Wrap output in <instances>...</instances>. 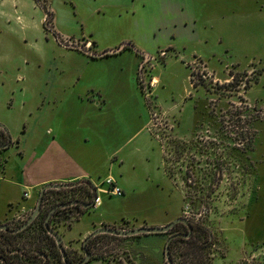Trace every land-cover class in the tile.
Here are the masks:
<instances>
[{
  "label": "rangeland",
  "instance_id": "rangeland-1",
  "mask_svg": "<svg viewBox=\"0 0 264 264\" xmlns=\"http://www.w3.org/2000/svg\"><path fill=\"white\" fill-rule=\"evenodd\" d=\"M69 1L73 5L67 3ZM99 2L100 7L102 2L105 7L115 3L121 9L117 11L121 12V18L117 13L107 11L102 17L94 13L96 17L90 19L86 17L89 15L85 10L87 4L82 0H51V29H46L44 23L47 17L32 0H0V122L8 125L3 126L19 147L5 153L6 164L3 161L5 168L0 169V174H4L3 169L15 166L16 174L21 175V168L31 160L33 141L43 135L37 117L46 119V109L53 98L65 100L69 97V91H64L62 86L75 66L78 71L79 67L77 58L74 59L78 52L69 50L67 46L84 36L95 44L94 51L101 53L118 43L117 48L122 44L119 40L126 34L131 40L127 42L138 53L145 54L148 61L141 58L135 68L133 82L124 86L122 94L108 91L105 95L111 103L116 98L119 103L124 97L132 104L120 111L128 116L132 114L133 120L126 125L119 122L113 126H116L115 131L118 130L116 137L120 142L125 136L133 141L129 147H136L134 156L130 158L122 159V155H117L125 162L123 169L127 171L128 181L132 182L134 188L124 197L112 198L111 203L117 205L115 210L127 214L129 220L138 223L148 218L146 215L150 212L156 213L157 210L162 213L164 209L168 216H179L185 209L184 217H192L197 205L185 199L186 189L182 178L177 175L170 179L164 172L163 159L171 150L165 135L169 128L173 129L176 138L197 144V152L190 154L193 155L194 164L199 163L196 166L199 177L209 169L211 173L215 172L212 163L219 156L223 157L221 163H225L218 170L222 182L219 186L215 183L212 186L218 196L214 203L217 210L207 214L204 220L205 227L213 232L216 239L211 254L219 260L226 250L225 264H264V0ZM90 5L88 11L97 8V4ZM122 9L129 11L124 13ZM83 18H86L84 23ZM124 64L125 58H108L96 62L87 72L104 71L107 77L112 69L122 77L127 69ZM110 65L113 67L109 68ZM121 67L123 71H119ZM229 73H232L236 84L231 93L219 86L225 80L228 81L226 83L232 82ZM202 75L207 76L208 92L191 85V80H201ZM106 77L102 81L104 89L109 86ZM245 105L250 111H256L252 112L251 119L243 118L254 137L253 153L239 157L233 152L225 155L226 151H222V148L218 150L213 142L211 147L213 138L216 145L227 146L229 138L218 135L222 126L219 119L225 118L226 128L223 127V130L230 137V116L226 112ZM199 124L204 125L199 127ZM14 152H18L19 156L12 155ZM106 158L103 152L96 149L89 159L93 163L91 167L95 165L90 182L101 192L108 187L103 184L107 177H118L117 162ZM246 160H250L248 162L252 167H248ZM41 165L46 166V162L41 161ZM112 187L115 186L112 184L109 190ZM63 195L52 194L51 203L63 198ZM123 199L126 200L125 207L120 203ZM3 207L7 213H13L17 208L16 203ZM30 214L5 225L17 228ZM93 214L94 209L90 211V216H84L74 224L67 238L81 239L86 232L84 228L92 227ZM75 218L73 215L71 219L51 227L62 239L63 231ZM136 227L122 226L121 229ZM35 228L33 226L30 233L39 236L33 232ZM41 240L31 243L22 238L17 243L12 242V252L21 264H43L36 259L41 251L52 264L55 261L52 247ZM142 240L146 241L144 238ZM100 243L99 252L102 251L109 264H128L119 241L104 240ZM63 247L83 255L80 245L75 248L64 244ZM16 249L23 251L22 256L17 254ZM136 251L148 258L147 263L154 261L155 251L149 246ZM250 253H256L258 257L252 258ZM139 255L135 256L137 260L130 259L132 264H139L144 259H139Z\"/></svg>",
  "mask_w": 264,
  "mask_h": 264
},
{
  "label": "crops",
  "instance_id": "crops-1",
  "mask_svg": "<svg viewBox=\"0 0 264 264\" xmlns=\"http://www.w3.org/2000/svg\"><path fill=\"white\" fill-rule=\"evenodd\" d=\"M32 1L38 5L36 1ZM82 1L87 4V6L84 5L86 12L89 13V15L86 16L87 18L94 19L96 16H105L107 11H111L113 14L117 13L116 15L120 18L122 16L121 12H117L121 9L118 8L115 3H111L105 7L104 2H102L100 7L99 0ZM130 1L134 2V0ZM49 3L51 5V0ZM67 3L72 4L70 1ZM90 3L97 4V8L93 6L94 8L88 11L89 6H91ZM75 4L77 5L78 3ZM51 10L52 9H50V11ZM122 10H124V13H128L129 11L127 9ZM164 10L167 11V9ZM94 13L96 16H93ZM85 21L86 18H83L82 23ZM129 38L130 37L125 34V36L121 37L119 42L131 41ZM78 41L84 42L87 46L93 45V43L84 36L79 38L76 42ZM117 45L118 43L115 47ZM94 46L92 47L93 51ZM115 47H112V49H116ZM76 54L77 55H74V59L77 58L79 71L77 70V66H75V70L70 74L69 78L64 81L62 86L64 91H69V97H66L65 100L53 98V101L49 102L48 108L46 109V119L44 120L43 118L37 117L39 120L38 126H42L41 131L43 135L36 137L33 141L30 155L31 160L26 162L25 166L21 168L19 172L21 174L20 176L16 174L18 171L15 166L11 169H3L4 174H0V224H5L17 217H26L28 214L32 213L39 192L44 185L71 184L81 180L90 182L93 177V166L95 165L91 167L93 163H91L89 159L96 149H99L100 153L103 152L107 160H114V162L116 161L118 164V177L114 178L111 175L106 178L103 184L107 180H110L115 187L122 191V197H124L126 193L133 191L134 186L131 181H128L129 175L127 171L123 169L125 162L122 161V159L134 156L136 147L134 145L133 147H129V144L133 141H130V138L125 136L121 138L122 140L120 142L119 138L116 137L118 135V130H114V127H116L119 122L121 125H126L127 122L133 120L132 114L128 116L126 113L120 111L131 107L132 104L124 97L120 99V101L123 100L124 102L120 103L119 101L118 103L116 98V100L111 103V100L106 99L105 95H107L106 92L108 91V93L116 95H118V93L122 94L124 86L133 82L135 68L140 64L139 61L141 59L132 51L128 50L117 55L100 59H90L86 55L80 53ZM108 58H125L124 66H126L127 69L122 77L118 76L112 69L108 72L107 77L104 71L95 72V70H93L87 72V69L93 68L96 62ZM112 67L113 65L109 66V68ZM123 67H121L119 71H123ZM105 77L109 84L106 89H104L102 84ZM122 82L124 85L121 90ZM223 82L228 81L225 80ZM80 90L83 92L81 93ZM94 98L96 100H94ZM37 110L38 116L39 109L37 108ZM0 123L2 126H8L4 122ZM113 124H116V126H113ZM117 129L119 128L117 127ZM11 141L13 142L12 139ZM18 148L17 143L16 150H18ZM9 149L15 148L11 147ZM8 150L1 152L0 159H2V162L5 161V153ZM118 154L122 155V159L117 157ZM12 155L15 157L19 156L18 152H14ZM21 158L23 157H20V159ZM41 161H45L46 166L41 165ZM93 187L96 190V197L100 200L99 205L93 206L87 213L81 215L78 220L74 221L70 228L63 231L61 236L63 245H72L76 248V246L80 245L84 237L86 238L90 233L101 227H119L124 222L127 223V226L139 227L146 225L149 227H162L182 215L181 212L179 216H168L165 209L162 213L156 210V213L150 212L146 215L148 218H144L141 223H138L136 220H129L128 217L130 216H126L127 214L115 210V206L117 205L111 203L112 198L115 196L109 193V187L106 188L105 192L99 191L95 186ZM120 201L122 206L125 207L126 200L123 199ZM15 203L17 206L16 210L13 213H7L8 211L5 210L3 205L7 207V205ZM92 209H94L93 221L91 220L92 227L90 229V226L88 228L85 227L84 230H86V232L79 240L67 238V233L70 232L72 226L78 223L84 216H90V211ZM142 238L146 241H143ZM165 242L166 238L163 236H146L136 239H127L121 242V247L132 261L137 260V257H135L136 254H140L138 257L139 259L144 257L139 264H164L163 248ZM146 246H149L155 251L153 252L154 261L152 260L150 263H147L148 258L145 259L144 255L136 251L145 250ZM250 255H252V258L255 256V258L258 257L256 253H250ZM101 263L105 264L102 261H91L88 264Z\"/></svg>",
  "mask_w": 264,
  "mask_h": 264
},
{
  "label": "trees",
  "instance_id": "trees-1",
  "mask_svg": "<svg viewBox=\"0 0 264 264\" xmlns=\"http://www.w3.org/2000/svg\"><path fill=\"white\" fill-rule=\"evenodd\" d=\"M51 21L52 15L51 13L47 12V18L44 23V27L46 29H51V27H49ZM229 75L231 76L232 82L227 86H223V88H225V90L227 89L229 92H232V89L234 88V86H236V84L234 83L232 73H229ZM191 85L193 86V88H196V82L191 80ZM252 112L256 113L255 109H252V111H250V109L246 108L245 106H243V108L237 109L234 107L232 110H228L226 114L230 116L228 121L231 124V129L230 131H228L231 134H228L231 136L227 137L226 132H224L223 130L224 128H226L224 121L225 118L219 119V123L222 126H220L219 128L218 134L222 137L224 136V138L226 139L229 138V142L227 143V146H223V144L216 145V139L213 138L211 140V147L213 142L218 150L219 148H222V151H226L225 155H227V152L236 153L238 156L241 154H252L254 137L250 130L246 127L247 122L243 121L244 117L251 119ZM209 116L213 117L212 114H210ZM168 136L166 137L170 145L167 146H170L171 150H169L168 155H166L163 159L164 172L170 179L179 175L185 185V199L190 201L191 204L195 203V205H197V209L194 210V213L191 215L192 217L188 219V222L192 227V236L186 240L177 238L170 242V260L172 264H212L213 253L211 254V249L216 244V239L214 238L213 232L205 227L204 220L206 219L207 214L217 210L214 206V203L216 202L218 196L215 195V190L212 186L214 183L219 186V184L222 182V175L218 173V170L225 166V163H221L223 161V157L219 156L217 161L213 163V168H215L214 173L208 171L204 175L202 174V176L199 177L198 175H196V167L192 163L193 155L190 154L191 152H197L195 150L197 148V144L193 143L194 141L186 142L185 140L170 138ZM6 139V131L0 125V143L6 142ZM1 152L3 151L0 150V154ZM1 160L2 159H0V169H2L4 166ZM246 161L248 162L250 160ZM248 167H252L249 162ZM190 178H192V180H190ZM92 189L93 185L89 181L81 180L76 183L69 184L64 189L46 190L42 198L40 213L27 228L16 234L0 232V264H21L20 260L17 259L16 254H13L14 252H12L11 243H17L22 238H24V240H30L31 243L42 242L41 239L47 241L54 252L53 260L55 261H53L52 264H54V262L55 264H64L62 261L61 253L59 252L54 239L48 235L45 226L47 225L50 230L56 233L51 227L53 224L55 225L60 221L64 222L69 218L71 219L73 215H75L76 218L74 219V221H76L81 215L87 213L88 210L92 207L84 209L82 205H88L94 201V197L96 198V193L92 192ZM216 189L218 190V187ZM61 193L64 194L63 198L51 203L50 196L52 194L59 195ZM71 203L76 204L72 205ZM60 205H65V207L58 208L46 222L47 216L51 209ZM198 215L199 217L196 218V216ZM72 223H69L67 228H70ZM33 226L36 227L33 232H36V234L39 236H36L35 233H33V235L32 233H30V230ZM121 226H127V223L124 222L121 224ZM19 227L9 228L8 225V229L10 230L18 229ZM180 232L186 233V227L184 225L178 224L173 227L170 233L176 234ZM133 238L134 237L119 238L109 235H98L91 238L86 243L84 249L86 250V252L91 254L90 261H102L105 264H109L108 261H106V258L103 256L102 251L99 252V250L101 249L100 241L111 240L123 242L127 239ZM64 251L66 254V262H68L69 264H80L83 258L80 253H77L75 251H68L67 249H64ZM16 252L17 254H20V256H22L23 254V251H21V249H16ZM37 254V260L42 261L43 264H51L48 260V256L44 252L40 251ZM124 254L126 257V262L128 264H132L126 252H124ZM28 263H30V259H28ZM119 264L121 263L119 262Z\"/></svg>",
  "mask_w": 264,
  "mask_h": 264
},
{
  "label": "water",
  "instance_id": "water-1",
  "mask_svg": "<svg viewBox=\"0 0 264 264\" xmlns=\"http://www.w3.org/2000/svg\"><path fill=\"white\" fill-rule=\"evenodd\" d=\"M125 48H128L130 50H132L133 52L136 53V50L134 49V47L125 42L122 43L121 45H119L118 48L116 49H110V50H106L103 51L101 53H97V54H92V53H88L86 51H84V53L86 55H88L91 58H95V59H100L103 57H108V56H113V55H117L119 53H121ZM146 60H148V57L144 56ZM9 147V143L6 145H0V150L3 149H7ZM69 184H47L44 185L38 195L37 201H36V205L32 211V213L30 214L29 218L27 219V221L21 225L18 229L15 230H8L7 225L5 224H1L0 225V232H6V233H11V234H16L22 230H24L25 228H27L38 216V214L40 213L41 210V204H42V198L43 195L45 193L46 190H60V189H64L68 186ZM92 192H96L95 188L93 187ZM95 200V197H94ZM72 205L76 204V203H71ZM65 205H60L58 207H54L53 209H51V211L49 212L46 222L49 220L50 216L58 209V208H64ZM82 207L84 209H88L93 207V202H91L88 205H82ZM176 224H183L187 227L188 229V233L186 235H172L169 237V239L166 242L165 245V259L167 261V264H172L170 261V257H169V243L171 242V240L175 239V238H184L187 239L190 237L191 235V227L189 225V223L184 220V219H177L171 223H169L168 225L164 226V227H138V228H133V229H129V230H117V229H111L108 227H102L100 229L95 230L94 232H92L88 237H86L83 241H82V246H85V244L87 243V241H89L91 238L97 236V235H110V236H115V237H121V238H130V237H136V236H141V235H154V234H163V233H167L169 232ZM46 227V231L48 233L49 236H51L54 241L55 244L59 250V252L61 253L62 256V261L64 264H69L68 262H66V254L64 252V248L62 245V239L56 234L54 233L52 230H50L47 225ZM84 254L85 257L84 259L81 261L80 264H84L86 262H88L91 258V255L89 253H87L84 250Z\"/></svg>",
  "mask_w": 264,
  "mask_h": 264
},
{
  "label": "flooded vegetation",
  "instance_id": "flooded-vegetation-1",
  "mask_svg": "<svg viewBox=\"0 0 264 264\" xmlns=\"http://www.w3.org/2000/svg\"><path fill=\"white\" fill-rule=\"evenodd\" d=\"M34 1H36V3L43 9V11H44V13H45V15H46V17H47V12L48 13H51V11H50V9H49V1L50 0H34ZM51 15H52V13H51ZM123 43H125V42H123ZM127 43H129V44H131L130 42H127ZM77 45H80V46H77ZM90 47H91V49H90ZM92 47H93V45H91V46H87L84 42H81V41H78V42H72L70 45H68L67 46V48L69 49V50H73V51H75V52H78V53H80V54H83V55H86L85 53H84V51H86V52H88V53H92V54H97L95 51H93L92 50ZM119 47V46H118ZM117 47V48H118ZM134 47V46H133ZM132 51V50H130V49H128V48H125L122 52H124V51ZM94 52V53H93ZM121 52V53H122ZM133 52V51H132ZM136 56H138L140 59L141 58H143V59H145V54H140V53H138V51H136V53L135 52H133ZM88 58H90V59H95V58H91V57H89L88 55H86ZM109 57V56H108ZM146 60V59H145ZM148 60H146V62H147ZM202 77L203 78H201V80H198V81H196V88L198 89L199 87H201V88H203L204 90H206L207 91V89L209 88V86L207 85V83L205 82L206 81V79H207V76L206 75H202ZM200 81V82H199ZM231 82V81H230ZM229 82V83H230ZM229 83H224L223 85H219V86H222V88H223V86H227ZM212 84V82L210 83V85ZM217 86V88L220 90L221 89V87H218V85H216ZM224 90H225V88H223ZM226 92H228L229 93V91L226 89L225 90ZM208 92V91H207ZM231 93V92H230ZM245 107L246 108H248V109H250L249 107H247L246 105H245ZM200 126L199 127H202L204 124H199ZM2 126V125H1ZM4 129H5V131H6V135H7V139H6V142H4V143H0V145H6V144H8L9 143V147L7 148V149H3L2 151H6V150H8L9 148H11V147H13V148H16L17 147V143L18 142H12L11 141V139H10V136H9V134H8V131L6 130V128L4 127V126H2ZM220 128V127H219ZM169 135V136H168ZM219 135V134H218ZM166 136H168V137H170V138H176L175 136H173V129H168V133L165 135V139H167V137ZM171 136H173V137H171ZM220 136V135H219ZM195 138H197L198 137V135L197 134H195V136H194ZM177 139H180V138H177ZM180 140H184V139H180ZM194 140H196V139H194ZM186 141V140H185ZM193 163V165H195V167L196 166H199L198 164L199 163H197V165L196 164H194V162H192ZM214 163V162H213ZM213 163H212V165H213ZM208 165V164H207ZM213 167H214V165H213ZM212 167V168H213ZM196 170H197V168H196ZM208 171H211V169H209ZM207 171V172H208ZM122 196V195H121ZM185 209H183L182 210V215H181V217H179V218H177V219H184V220H186L187 222H188V219L190 218V217H184L185 215H184V211ZM27 217V216H26ZM23 219L24 217H17L16 219ZM177 219H175V220H177ZM175 220H173V221H175ZM27 221V220H26ZM25 221V222H26ZM173 221H171V222H173ZM11 222V221H10ZM24 222V223H25ZM170 222V223H171ZM23 223V224H24ZM189 223V222H188ZM6 224V223H5ZM22 224V225H23ZM169 224V223H168ZM167 224V225H168ZM1 225V224H0ZM176 225H178V224H176ZM181 225H183V224H181ZM189 225H190V223H189ZM166 226V225H165ZM185 226V225H184ZM139 227H149V226H146V225H142V226H139ZM162 227H164V226H162ZM186 227V226H185ZM190 227H191V225H190ZM7 228H8V226H7ZM102 228V227H101ZM108 228H111V229H117V230H122L121 228H122V226L120 225L119 227H108ZM136 228H138V227H136ZM159 228V227H158ZM100 229V228H99ZM131 229H133V228H131ZM173 229V228H172ZM172 229L169 231V232H167V233H163V234H154V235H141V236H136V237H134L133 239H136V238H140V237H146V236H163V237H165L166 238V242H167V240L169 239V237L170 236H172V235H176V234H178V235H186L187 233H188V229H187V227H186V233L185 232H180V233H176V234H171L170 232L172 231ZM191 229H192V227H191ZM8 230H10V229H8ZM15 230V229H14ZM97 230V229H96ZM129 230V229H128ZM94 232V231H93ZM6 233V232H5ZM91 234V233H90ZM89 234V235H90ZM88 235V236H89ZM168 235V236H167ZM87 236V237H88ZM98 236V235H97ZM110 236V235H109ZM192 236V231H191V235H190V237ZM189 237V238H190ZM119 238H121V237H119ZM178 238H180V237H178ZM189 238H187V239H189ZM175 239H177V238H175ZM181 239H184V238H181ZM84 240V239H83ZM82 240V241H83ZM174 240V239H173ZM186 240V239H185ZM172 241V240H171ZM224 241V240H223ZM88 242V241H87ZM166 242H165V244H164V248H163V261H164V264H167V261H166V259H165V245H166ZM120 244H121V242H120ZM170 244V243H169ZM225 244V243H224ZM62 245H63V243H62ZM86 245V244H85ZM80 246H81V250H82V253H83V258H82V260L84 259V257H85V254H84V247L85 246H82V242L80 243ZM226 247V246H225ZM64 248V247H63ZM86 251V250H85ZM65 252V251H64ZM123 252H125L124 250H123ZM88 253V252H87ZM224 253H226V250H225V252ZM90 254V253H89ZM91 255V254H90ZM250 255V254H249ZM129 257V256H128ZM169 257H170V255H169ZM91 259V258H90ZM224 259H225V254H224V256L221 258V259H217L214 255L212 256V264H220V262H221V264H223L224 263ZM129 260H130V258H129ZM90 261V260H89ZM89 261H88V263H89ZM171 261V260H170ZM91 262V261H90ZM130 262H131V260H130ZM81 263V262H80ZM87 263V262H86ZM87 263V264H88ZM172 263V262H171ZM238 263V262H237ZM85 264V263H84ZM225 264V263H224Z\"/></svg>",
  "mask_w": 264,
  "mask_h": 264
},
{
  "label": "built area",
  "instance_id": "built-area-1",
  "mask_svg": "<svg viewBox=\"0 0 264 264\" xmlns=\"http://www.w3.org/2000/svg\"><path fill=\"white\" fill-rule=\"evenodd\" d=\"M105 184L109 188H111V186H112V182L110 180H107L105 182ZM109 193L111 195L118 196V197L122 195V191L120 189H118L117 187H112V189L109 190ZM99 203H100V200L98 197H96L95 200L93 201V206H97V205H99Z\"/></svg>",
  "mask_w": 264,
  "mask_h": 264
}]
</instances>
